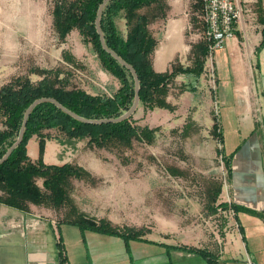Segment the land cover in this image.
Segmentation results:
<instances>
[{
	"label": "crops",
	"instance_id": "1",
	"mask_svg": "<svg viewBox=\"0 0 264 264\" xmlns=\"http://www.w3.org/2000/svg\"><path fill=\"white\" fill-rule=\"evenodd\" d=\"M197 3L199 0H155L148 6L156 9L152 16L146 15L150 33L157 40L152 54L157 72L170 71L175 65L192 66L193 58L201 55L204 43L198 37L193 17L199 7ZM248 9L237 24L236 37L229 39L215 57L216 99L221 104L218 126L222 132L223 151H228L232 157L225 188L219 184L218 193L210 199L213 215L203 220L205 223L185 221V227L177 233L158 217L159 230L147 226L149 230L141 228L144 230L141 235L125 237L93 229L82 230L67 219L59 221L50 209L37 204L31 203L30 209L22 210L0 202V264H209L207 258L189 250L190 247L207 249L221 264H264V45L261 46L264 0H253ZM202 74L199 77L179 74L175 81L178 77L184 82L189 80L188 88L196 93L205 89ZM204 94V110L208 111L207 118L205 116L207 134L200 133L197 121L202 115L201 101L194 97L190 102L193 112L189 124L193 128L187 135L196 137L197 133L211 141L215 122L211 115L213 101L209 99L211 92L204 91ZM171 99L169 93L167 100L176 107L179 103ZM139 107L144 111L141 104ZM155 116L156 127H159L156 138L163 128L170 131L179 124L180 115L176 109L171 112L167 108H155ZM225 121L230 136L234 137L229 148L226 146L228 135L224 133ZM38 142L32 138L28 143L33 161L39 159ZM54 148L57 144L46 142L45 163L59 164L60 155H52ZM213 180L203 179L202 182L213 184ZM179 201L178 206L186 202L192 210L199 204L189 196ZM149 206L147 203L143 207ZM230 209L235 211V225L228 220L231 219ZM86 216L100 221L93 215ZM113 225L124 232L121 224Z\"/></svg>",
	"mask_w": 264,
	"mask_h": 264
},
{
	"label": "rangeland",
	"instance_id": "2",
	"mask_svg": "<svg viewBox=\"0 0 264 264\" xmlns=\"http://www.w3.org/2000/svg\"><path fill=\"white\" fill-rule=\"evenodd\" d=\"M56 1L0 0V87L17 76L38 81L44 70H58L61 78L67 79L65 84L68 88H83L92 94L113 93L120 87V81L102 66L92 43H86L77 29L65 39L59 38L53 16ZM155 11V7L139 10L149 16ZM117 23L126 34L125 19L120 18ZM68 54L75 58L74 63L68 59ZM210 80L211 77L203 73L205 89L201 88L196 93L186 87L189 80L184 82L178 77L174 81L170 94L171 102L179 103L176 107L173 105L180 115L179 124L174 130L163 128L153 143L135 139L130 147H120L116 143L97 147L89 145L86 138L68 139L57 129L45 130L46 140L57 144L52 155H60V165H79L90 173L71 179L69 193L75 206L86 214L107 220L115 228L113 224H121L125 229L143 228L147 231V226H152L159 230L158 217L168 222L174 233L185 227V221L205 223L213 215L209 207L210 199L218 193L219 184L225 188L229 179L225 157H232L228 151H223L221 131L212 132L211 141L197 133L196 137L187 135L193 128L189 124L193 112L190 102L194 101V97H199L201 101L199 108L202 115L197 121L200 133L204 134L207 130L208 111L204 110V91L211 92V115L213 121L218 122L221 104L217 102V90ZM135 112L132 115L137 124L149 126V123L152 128L156 127L155 109L146 111L144 108L143 111L139 107ZM1 120L0 129L3 128ZM223 123L224 133L228 135L226 146L229 148L234 137L230 136L228 122ZM33 138L39 141L37 135ZM203 179H214L213 184L203 183ZM37 183L42 187L43 179L37 178ZM186 196L199 201L193 210L186 202L178 206L179 199ZM147 203L150 206L143 207ZM39 206L50 209L52 215L62 222L70 211L68 204L61 208ZM222 214L225 216L224 212ZM229 218L234 223L233 216L229 215Z\"/></svg>",
	"mask_w": 264,
	"mask_h": 264
},
{
	"label": "trees",
	"instance_id": "3",
	"mask_svg": "<svg viewBox=\"0 0 264 264\" xmlns=\"http://www.w3.org/2000/svg\"><path fill=\"white\" fill-rule=\"evenodd\" d=\"M103 2L104 0H57L53 11L54 27L61 39L77 29L86 43H92L102 66L120 81V87L111 94H92L83 88H68L65 84L67 79L61 78L62 74L58 70H44L38 81L24 76L13 78L0 87V118L3 123V128L0 129V159L17 142L26 111L39 98H53L68 110L90 120L118 118L133 105L136 93L134 75L103 48L97 30V18ZM154 2L155 0H109L102 9L100 26L106 45L136 70L140 81V103L145 110L160 107L172 111L174 106L168 102L167 97L175 78L179 74L199 77L204 71L207 50L203 44L201 55L195 56L192 66L175 65L171 71L157 72L152 62L157 40L150 33L148 16L139 12ZM120 18L126 21V34L117 23ZM68 59L73 63L76 61L70 54ZM50 129H57L68 139L86 138L89 145L97 147H106L111 143L130 147L135 139L153 143L159 127L137 124L133 115L114 122H84L52 102H42L28 116L21 143L0 163V202L22 210H28L29 203L57 208L68 204L70 211L65 220L82 230L93 229L125 237L141 235L143 229L127 228L124 232H119L107 220L96 222L75 206L69 193L71 179L82 178L90 173L79 165L47 164L43 161L47 141L44 131ZM218 129V122L215 121L213 132L218 133ZM35 135L39 138L40 157L37 161H33L28 153V143ZM225 160L229 164V158L225 157ZM37 178L43 179L42 187L38 185ZM189 250L201 253L209 264H221L207 249L190 247Z\"/></svg>",
	"mask_w": 264,
	"mask_h": 264
},
{
	"label": "built area",
	"instance_id": "4",
	"mask_svg": "<svg viewBox=\"0 0 264 264\" xmlns=\"http://www.w3.org/2000/svg\"><path fill=\"white\" fill-rule=\"evenodd\" d=\"M253 0H200L199 7L194 12L198 37L206 46L204 56V71L211 77V83L216 88L215 57L219 50L225 47L229 39L237 35V24L241 22L248 6ZM193 28V26H191ZM191 28V29H192ZM218 110H216V113ZM220 114V113H219ZM217 114V115H219ZM220 132V129H218ZM228 202L231 204L230 198ZM230 215L235 211L230 209Z\"/></svg>",
	"mask_w": 264,
	"mask_h": 264
},
{
	"label": "water",
	"instance_id": "5",
	"mask_svg": "<svg viewBox=\"0 0 264 264\" xmlns=\"http://www.w3.org/2000/svg\"><path fill=\"white\" fill-rule=\"evenodd\" d=\"M108 1L109 0H104L103 4L101 5V8H100V11H99V14H98V18H97V30H98V32L100 34V38H101V42H102L103 48L106 51H108L110 54H112L122 65H124L125 67L130 69L132 74L134 75L135 83H136V93H135V99H134L133 105L131 106V108L127 112H125L122 116H120L118 118L109 119V120H106V119L90 120V119H86L84 117H81V116L77 115L76 113L68 110L61 103H59L57 100H55L53 98H48V97L39 98V99L35 100L31 104V106L27 109L26 114H25V120H24L22 129H21V133H20V136H19L17 142L8 150V152L4 155V157L2 159H0V163L4 162L9 157V155L11 154L13 149L15 147H17L21 143L23 135H24V132H25V127H26V124H27L28 116L30 115L32 109L36 105H38V104H40L42 102H52L55 105H57L59 108H61L62 110L66 111L67 113H69L70 115L75 117L76 119H78L80 121H84V122H104V121H112V122H114V121H120V120H124V119L128 118L129 116H131L136 111V109H137V107H138V105L140 103V81H139L138 74H137L136 70L133 68L132 65H130L128 62H126L124 59H122L119 55H117L113 50H111L106 45L105 37H104V34H103L101 26H100L101 12H102V9H103L105 3H107Z\"/></svg>",
	"mask_w": 264,
	"mask_h": 264
}]
</instances>
